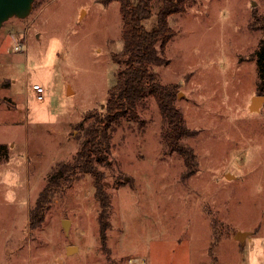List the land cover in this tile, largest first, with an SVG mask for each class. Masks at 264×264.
<instances>
[{
  "label": "rangeland",
  "instance_id": "1",
  "mask_svg": "<svg viewBox=\"0 0 264 264\" xmlns=\"http://www.w3.org/2000/svg\"><path fill=\"white\" fill-rule=\"evenodd\" d=\"M262 17L264 0H191L168 16L176 32L164 52L170 62L153 69L176 84L174 105L195 131L182 139L195 171L187 175L163 144L147 93L135 119L115 124L96 162L110 197L104 239L88 174L54 190L39 226L29 227L28 213L50 169L72 159L84 128L104 114L119 67L112 53L123 45L119 1L34 0L26 17L4 21L0 264H264V100L250 109ZM238 231L249 232L243 242Z\"/></svg>",
  "mask_w": 264,
  "mask_h": 264
},
{
  "label": "trees",
  "instance_id": "2",
  "mask_svg": "<svg viewBox=\"0 0 264 264\" xmlns=\"http://www.w3.org/2000/svg\"><path fill=\"white\" fill-rule=\"evenodd\" d=\"M104 5L119 1L121 34L123 45L112 60L119 66L115 72V82L108 89L104 114L97 115L84 128V138L70 161H58L46 176V183L39 192L34 206L28 213L30 228L39 226L55 189L68 187L82 174L91 176L94 196L99 204V232L104 239L109 227L110 197L104 191L101 174L96 167L103 150L110 144L111 134L122 118L135 119L137 106L147 93L151 94L162 117L161 136L163 144L170 152H177L183 159L187 175L195 171L193 149L182 139L195 134L175 107L176 84L161 82L154 66L170 62L164 54L166 46L176 34L168 23V16L184 12L191 0H100ZM152 19L148 28L146 21ZM263 30L255 54L259 80L257 94L264 95V17L259 19ZM5 99V98H4ZM0 154L7 159L5 144L0 143Z\"/></svg>",
  "mask_w": 264,
  "mask_h": 264
},
{
  "label": "water",
  "instance_id": "3",
  "mask_svg": "<svg viewBox=\"0 0 264 264\" xmlns=\"http://www.w3.org/2000/svg\"><path fill=\"white\" fill-rule=\"evenodd\" d=\"M33 2L34 0H0V26L10 17H26L32 8ZM254 3L255 2L253 1L252 4ZM262 100H264V95L254 96L250 104V109L257 111L259 109V106L261 105ZM61 223L62 227L67 231L69 220L63 219ZM248 233L249 232L246 231H238L235 234V238L243 242L245 236ZM75 247L76 246H67V252L72 251Z\"/></svg>",
  "mask_w": 264,
  "mask_h": 264
},
{
  "label": "built area",
  "instance_id": "4",
  "mask_svg": "<svg viewBox=\"0 0 264 264\" xmlns=\"http://www.w3.org/2000/svg\"><path fill=\"white\" fill-rule=\"evenodd\" d=\"M15 50H20L21 47L19 45L14 46ZM32 89L36 93L37 98H42V92L44 91L43 86L39 83H33ZM129 264H143V259L139 258H129Z\"/></svg>",
  "mask_w": 264,
  "mask_h": 264
},
{
  "label": "crops",
  "instance_id": "5",
  "mask_svg": "<svg viewBox=\"0 0 264 264\" xmlns=\"http://www.w3.org/2000/svg\"><path fill=\"white\" fill-rule=\"evenodd\" d=\"M5 89V88H4ZM5 95V94H4ZM5 96H7V95H5ZM8 98H9V96H7ZM4 98V97H3Z\"/></svg>",
  "mask_w": 264,
  "mask_h": 264
}]
</instances>
